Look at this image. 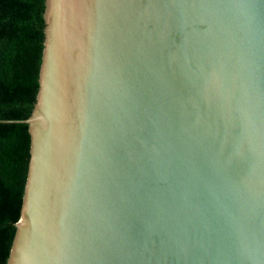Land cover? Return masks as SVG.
Returning <instances> with one entry per match:
<instances>
[{
  "label": "water",
  "instance_id": "water-1",
  "mask_svg": "<svg viewBox=\"0 0 264 264\" xmlns=\"http://www.w3.org/2000/svg\"><path fill=\"white\" fill-rule=\"evenodd\" d=\"M5 264H264V0H44Z\"/></svg>",
  "mask_w": 264,
  "mask_h": 264
},
{
  "label": "trees",
  "instance_id": "trees-1",
  "mask_svg": "<svg viewBox=\"0 0 264 264\" xmlns=\"http://www.w3.org/2000/svg\"><path fill=\"white\" fill-rule=\"evenodd\" d=\"M44 0H0V264L21 204L37 88Z\"/></svg>",
  "mask_w": 264,
  "mask_h": 264
}]
</instances>
